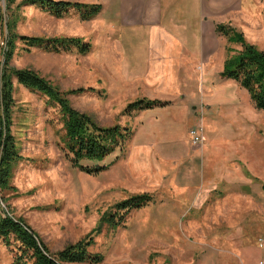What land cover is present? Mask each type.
<instances>
[{
  "label": "rangeland",
  "instance_id": "obj_1",
  "mask_svg": "<svg viewBox=\"0 0 264 264\" xmlns=\"http://www.w3.org/2000/svg\"><path fill=\"white\" fill-rule=\"evenodd\" d=\"M20 2L14 1L9 14L5 0H0V16L13 22L15 34L73 37L90 48L86 55L73 48L57 52L32 48L24 53L23 44L16 42L10 66L34 71L61 92L90 89L69 95L71 107L101 127L133 132L122 150L95 162L106 166L105 171L86 174L72 166L62 149L58 106L15 83L12 134L21 160L13 167L9 187H0V216L24 220L53 252L92 235L89 252L102 255L99 264L264 262V245L258 243L259 239L264 243V111L254 109L246 91L225 86L227 99L216 92V114L202 117L209 152L205 153L206 142L189 144L181 156L167 154L159 150L161 146L184 153L190 143L188 131L196 123L179 108L155 107L140 117L124 112L125 97L109 89L118 83L116 76L108 79L97 73V15L82 21L70 11L55 18L37 5L16 7ZM240 7L243 17L235 19V26L228 25L264 51V0H240ZM6 35L3 24L0 46ZM226 48L227 54H236L241 44L226 39ZM209 158L213 162L205 168L203 160ZM141 194L151 197L146 206L123 215L122 222L119 211L114 226L103 221L116 213L115 204ZM98 226L100 232L92 233ZM12 257L0 239V264H11Z\"/></svg>",
  "mask_w": 264,
  "mask_h": 264
},
{
  "label": "crops",
  "instance_id": "obj_2",
  "mask_svg": "<svg viewBox=\"0 0 264 264\" xmlns=\"http://www.w3.org/2000/svg\"><path fill=\"white\" fill-rule=\"evenodd\" d=\"M95 4L101 5L95 18L97 73L108 79L116 76L118 83L109 89L125 97V105L140 99L159 101L166 105L158 108H179L190 122L203 127L202 117L216 114V92L227 99L224 87L237 86L220 76L226 59L234 54H227L226 38L216 34L215 26H235V19L243 17L240 0H95ZM143 111L132 113L140 117ZM204 138L206 143L208 137ZM189 144L182 154L162 146L159 150L181 156ZM211 159L203 160L205 168Z\"/></svg>",
  "mask_w": 264,
  "mask_h": 264
},
{
  "label": "trees",
  "instance_id": "obj_3",
  "mask_svg": "<svg viewBox=\"0 0 264 264\" xmlns=\"http://www.w3.org/2000/svg\"><path fill=\"white\" fill-rule=\"evenodd\" d=\"M15 0H5L6 9L10 12V6ZM37 5L49 12L55 18H63L70 11H74L87 21L101 11V5L84 4L70 1L54 0H22L18 6ZM8 14V16H9ZM9 18V17H8ZM7 18V19H8ZM5 25L7 32L0 46V187L8 188L12 177L14 165L21 160L16 148L15 138L12 134L14 99V84L41 94L50 104L58 106L62 120L63 148L72 166L89 175H98L107 169L106 166L95 165L112 154L116 149L122 150L123 144L131 136L128 128L120 126L101 127L89 116L73 109L67 99L69 95L81 94L90 89L79 88L70 91H59L50 82L28 69H16L10 66V61L16 49V42L23 44L20 50L28 53L32 48H40L51 51L77 50L80 55H86L89 51L88 44H81L78 38L58 37L42 38L19 36L14 33L12 21L3 20L0 16V27ZM215 32L223 36L229 43H240L241 49L236 54L228 57L224 63L221 78L235 82L245 90L251 100L254 109L264 111V51L257 49L244 41L243 35L236 32L228 24H217ZM230 52V50H228ZM166 105L159 101L140 99L128 105L124 112L148 110L153 107ZM82 162L94 163L91 166L83 165ZM151 201L149 195H134L126 200L115 204L114 215L107 214L104 222L114 226V216L119 211L123 221V215L132 210H138ZM100 226L92 231L99 233ZM0 239L13 254L11 264H99L103 257L99 254L90 253L93 245V236L88 235L85 239L68 244L56 252L50 251L42 242L34 230L21 218L0 216Z\"/></svg>",
  "mask_w": 264,
  "mask_h": 264
},
{
  "label": "built area",
  "instance_id": "obj_4",
  "mask_svg": "<svg viewBox=\"0 0 264 264\" xmlns=\"http://www.w3.org/2000/svg\"><path fill=\"white\" fill-rule=\"evenodd\" d=\"M200 112H202V105L199 107ZM189 141L192 146H200L204 144V129L202 124L199 122L194 127L188 131ZM260 246H263L264 243L261 239L258 240ZM258 264H264L263 261H260Z\"/></svg>",
  "mask_w": 264,
  "mask_h": 264
}]
</instances>
